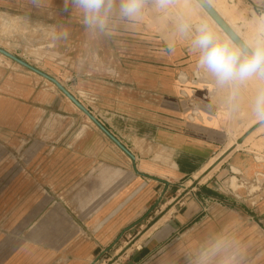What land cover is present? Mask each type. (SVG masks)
Instances as JSON below:
<instances>
[{
    "label": "crops",
    "instance_id": "obj_1",
    "mask_svg": "<svg viewBox=\"0 0 264 264\" xmlns=\"http://www.w3.org/2000/svg\"><path fill=\"white\" fill-rule=\"evenodd\" d=\"M218 1L241 12L253 4L213 0L214 7ZM62 3L49 0L37 12L28 0H0V41L8 46L0 43V48L57 80L134 156L135 164L85 124L50 83L35 76V91L19 82L2 84L0 133L35 135V151L22 156L28 161L11 186L14 197L0 202V223L6 229L0 231V264H92L118 245L122 233L125 238L149 224L155 205H174L183 193L181 184L203 171L207 179L194 184L185 202L172 206L173 213L144 235L139 248L131 247L124 263L152 258L169 239L206 217L208 205L240 214L259 228L264 204L258 212L241 208L229 188L225 192L231 198L217 189L232 175L252 176L255 169L244 163L264 159V150L234 151L211 169L227 142V124L207 104L211 85L196 72L195 58L179 44L172 54L162 52L150 21L91 41L79 19L62 12ZM63 28L67 39L54 41L52 31ZM30 30L35 32L30 51L47 50L53 59L34 62L19 54ZM245 125L243 136L251 132L246 140L264 143V126ZM161 222L166 224L161 232L156 234L158 226L150 233Z\"/></svg>",
    "mask_w": 264,
    "mask_h": 264
},
{
    "label": "clouds",
    "instance_id": "obj_2",
    "mask_svg": "<svg viewBox=\"0 0 264 264\" xmlns=\"http://www.w3.org/2000/svg\"><path fill=\"white\" fill-rule=\"evenodd\" d=\"M49 0H28L34 11ZM62 12L75 15L91 41L110 39L150 21L172 54L183 46L194 58L200 78L211 85L207 104L226 124L264 126V0H253L230 27L213 0H63ZM66 28L52 39H67ZM252 244L232 225L182 243L165 254V264H252Z\"/></svg>",
    "mask_w": 264,
    "mask_h": 264
},
{
    "label": "rangeland",
    "instance_id": "obj_3",
    "mask_svg": "<svg viewBox=\"0 0 264 264\" xmlns=\"http://www.w3.org/2000/svg\"><path fill=\"white\" fill-rule=\"evenodd\" d=\"M31 31L32 30H30L29 33H31ZM39 35L41 38H45L47 34L44 33L43 35L42 32L41 34L39 32ZM34 40L35 32L32 31L31 35L29 36V41L27 42L28 44L26 43V45H23V48L19 49V54H21L22 56H26L34 62L53 59V55L45 53L47 50L45 52L40 51L38 53L32 52L34 51V48L32 47ZM1 45L4 48H8V46H6V44L3 42L1 43ZM30 56H32L33 59ZM16 82H19V84H27L35 91V75L29 73L25 69L0 56V86H2V84L11 85L15 84ZM82 120L83 122H85V124L92 126L87 118L82 117ZM245 123H241L240 125H226L224 131L226 133L227 142H225V146L223 150L219 152V154L223 152L222 154L226 153V156H231L234 153L233 150L228 151V149L232 144H235L236 140H240V138L243 137V134L248 129V126H246ZM247 146L248 148H246ZM239 150L262 151L264 150V143L260 141L257 144L252 139L246 140L245 138V140H243V145L241 146V148L235 151ZM33 151H35V135L30 138H22L21 136H18L14 133H0V202L3 199L7 200L8 198L14 197L15 192L11 190V186L16 176L22 172V167L25 166L28 161L27 158H24L22 156L27 152ZM222 154H220L215 160L211 162L210 167L216 163L217 159ZM246 163H248L250 167H253L255 169L253 171L254 174L248 177L244 175H232L230 176V178H228V181L225 184L226 186H221L220 189H217V192L221 194V196L231 198L230 196L226 195V192H228L229 188V190L233 192L232 195L236 199L235 201L237 202V205L239 207L258 212L259 209H261L260 207L264 204V159H246V162L244 164ZM239 164H241V161H239ZM204 172L205 171H203L201 174L194 175L193 179H186L181 184V189L183 190V193H181V195H183V198L179 201V205L185 202V197L194 187V184L200 181L204 182L207 179V177L204 178ZM237 174H240V172H237ZM194 179L196 181H194ZM165 203L167 202L163 201L155 205V208L153 209L152 215L150 217L151 220H148L149 224L143 223L141 225V228H135L133 233L127 234L125 238L121 237L118 245L113 249L111 248L103 257L99 259L96 264H125L124 262L127 263V259H125L124 261L123 256L128 254L130 250L140 247L139 242L144 241V239L146 238V236L144 235L163 217L166 216V218L168 219V217L173 213L172 206L174 205L165 206ZM204 209L206 210V217L204 216L194 226L188 228V232L186 234L184 232L183 235L180 234L178 236H174L169 240L166 238L161 239V241L164 242L168 240L165 244V247L158 253L153 254L152 258L142 264H165V254L174 250L177 245L185 242L194 244L199 236L224 225L234 226L245 238L247 235H249V237L246 239L255 242L252 247V264H264V221H262L261 225H259V228H257L254 223H247L242 215L229 211L223 207L208 205L204 207ZM261 211L264 212V209L262 208ZM158 226L160 228L161 226H166V224L165 222H161L155 228H153L150 233L153 232L154 229L158 228ZM2 229L6 230L5 227H3L0 223V231H3ZM162 229L163 227H161L156 232V234L161 232ZM244 231H248V233H243ZM132 246H134V248L131 249Z\"/></svg>",
    "mask_w": 264,
    "mask_h": 264
},
{
    "label": "water",
    "instance_id": "obj_4",
    "mask_svg": "<svg viewBox=\"0 0 264 264\" xmlns=\"http://www.w3.org/2000/svg\"><path fill=\"white\" fill-rule=\"evenodd\" d=\"M218 14V13H217ZM219 15V14H218ZM221 18V17H220ZM222 19V18H221ZM223 20V19H222ZM224 21V20H223ZM225 22V21H224ZM226 23V22H225ZM227 24V23H226ZM0 56L11 61L12 63L16 64L17 66L25 69L26 71L32 73L33 75L43 79L44 81L50 83L54 86L85 118L89 120V122L111 143L113 144L128 160L135 164L134 156L113 136L86 108H84L57 80L48 76L47 74L39 71L38 69L34 68L33 66L29 65L25 61L13 56L12 54L6 52L5 50L0 48ZM251 132L245 134L240 140L236 143L240 145L242 141L249 136ZM212 167V166H211ZM212 169V168H211ZM136 174L137 171H135ZM183 195L178 196L173 201V204H177ZM124 233L121 234L120 238L123 236ZM114 243V245L120 240ZM113 247V246H112ZM112 247L108 248L107 250L103 251L93 262L92 264H96L101 257H103Z\"/></svg>",
    "mask_w": 264,
    "mask_h": 264
},
{
    "label": "bare ground",
    "instance_id": "obj_5",
    "mask_svg": "<svg viewBox=\"0 0 264 264\" xmlns=\"http://www.w3.org/2000/svg\"><path fill=\"white\" fill-rule=\"evenodd\" d=\"M216 12L219 14V16L230 26L232 27L231 23L235 20V19H239L240 18V13L241 11H239L238 9H235V8H227L226 5L220 1L217 2V5L214 7ZM55 88V87H54ZM66 99V98H65ZM75 108V107H74ZM88 120V119H87ZM89 121V120H88ZM247 138V137H246ZM239 140V139H238ZM236 140L235 141V144H232L231 147H229L228 151L229 150H237L239 148H241V146L243 145V141L240 145L236 144V142L238 141ZM245 140V139H244ZM227 151V152H228ZM226 152V151H225ZM226 153L222 154L216 161V163L211 167V168H216L218 167L222 162L223 160L227 157L225 155ZM226 156V157H225ZM207 175L204 176V178H206ZM234 180V179H232ZM139 248V247H138Z\"/></svg>",
    "mask_w": 264,
    "mask_h": 264
}]
</instances>
